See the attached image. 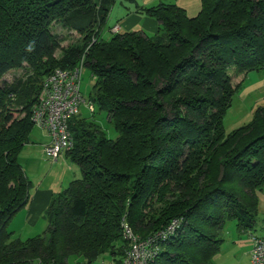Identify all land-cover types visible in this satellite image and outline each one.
Here are the masks:
<instances>
[{
    "label": "trees",
    "instance_id": "trees-1",
    "mask_svg": "<svg viewBox=\"0 0 264 264\" xmlns=\"http://www.w3.org/2000/svg\"><path fill=\"white\" fill-rule=\"evenodd\" d=\"M114 3L0 0V78L22 63L33 73L0 84V264H92L104 253L121 264L122 220L141 239L174 225L150 264H213L227 220L240 232L254 227L264 105L230 131L224 115L238 88L229 69H263L264 0H201L193 17L158 0L138 13L163 32L105 37ZM54 24L82 43L61 49ZM80 64L94 79L88 101L117 135L107 137L93 115L71 117L66 156L80 175L52 196L43 234L13 237L8 223L30 196L18 157L40 83Z\"/></svg>",
    "mask_w": 264,
    "mask_h": 264
},
{
    "label": "crops",
    "instance_id": "crops-1",
    "mask_svg": "<svg viewBox=\"0 0 264 264\" xmlns=\"http://www.w3.org/2000/svg\"><path fill=\"white\" fill-rule=\"evenodd\" d=\"M157 2L158 0H115L108 16L109 21L112 14L113 21L106 29H103L102 35L107 32L110 36L111 28L114 26H117L118 32L141 31L148 35L159 32L161 28L158 21L138 13L140 8L153 6ZM170 2L184 9L188 17L197 15L201 6V0H170ZM248 72L243 80L247 77ZM40 132V137L37 135L36 139L32 138L24 145L18 157L20 165L31 182L30 196L27 204L13 215L7 229L13 234V237L20 239L41 235L47 227L45 211L52 196L62 191L71 180L80 175L78 167L69 160L66 153L57 160H51L45 156L43 147L49 142V136L43 128H40ZM254 235H264V224L257 227L256 219L253 229L249 232H240L236 229V236L233 237L232 243L241 244L242 253L250 256L251 237ZM237 248L234 247L236 251H238Z\"/></svg>",
    "mask_w": 264,
    "mask_h": 264
},
{
    "label": "built area",
    "instance_id": "built-area-1",
    "mask_svg": "<svg viewBox=\"0 0 264 264\" xmlns=\"http://www.w3.org/2000/svg\"><path fill=\"white\" fill-rule=\"evenodd\" d=\"M111 30L114 33L118 32L117 26ZM81 70V64L73 69L57 68L40 83L31 120L33 125L47 132L49 142L43 147V153L51 160H57L72 148L73 138L69 120L79 113L80 106L87 105L89 111H94V105L86 102L80 91ZM121 226L128 242L121 264H150L158 251V242L167 238V234L174 228V225H170L141 239L132 232L125 221H121ZM251 239V263L264 264V235H254Z\"/></svg>",
    "mask_w": 264,
    "mask_h": 264
},
{
    "label": "rangeland",
    "instance_id": "rangeland-1",
    "mask_svg": "<svg viewBox=\"0 0 264 264\" xmlns=\"http://www.w3.org/2000/svg\"><path fill=\"white\" fill-rule=\"evenodd\" d=\"M111 18L105 27L111 24ZM106 29V28H105ZM164 31L163 28L161 30ZM52 32L57 34L61 38V49L66 48L69 45H79L82 43V36L75 31H67L63 29L59 24L52 26ZM109 37L107 32L103 33V36ZM61 49L55 52L56 58L61 56ZM248 71H240L236 67H231L228 71L230 77V83L233 87H238L233 95L232 104L224 115V127L226 131H230L233 128L239 127L249 121L252 116L253 110L257 106L264 105V69L256 71L251 70L248 72L247 77L243 80ZM33 74L31 69L26 63H22L21 66L15 67L8 71L0 78V84L4 82H13L18 78H25L28 75ZM80 91L88 102L89 95L93 94L94 79L91 76L89 70L83 67L80 76ZM243 80V82H242ZM248 85V87H245ZM91 113L87 108V105L82 104L79 112L80 116L90 117L94 116V120L102 127L105 134L109 138H115L117 133L110 123L106 120L105 114L97 111ZM40 128L34 126L31 131V139H36L38 135L40 137ZM22 162L24 163L23 159ZM258 207L255 219L257 221V227L264 224V189L257 191ZM45 230L41 233L43 234ZM133 232V231H132ZM134 233V232H133ZM136 234V233H134ZM236 236V227L233 220H227L224 225L223 238L224 241L221 245L219 252L213 258V264H252L250 256L243 254V248L241 244L232 243L233 237ZM237 242V240H235ZM237 248L238 251L234 249ZM92 264H119V262L113 261L112 256L109 253H104L101 257L97 258Z\"/></svg>",
    "mask_w": 264,
    "mask_h": 264
}]
</instances>
